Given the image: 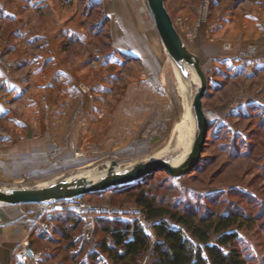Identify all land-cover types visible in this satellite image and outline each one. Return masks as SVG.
<instances>
[{
    "label": "rangeland",
    "instance_id": "1",
    "mask_svg": "<svg viewBox=\"0 0 264 264\" xmlns=\"http://www.w3.org/2000/svg\"><path fill=\"white\" fill-rule=\"evenodd\" d=\"M45 1L49 9L48 20L38 19V28L42 29L46 23L49 30L61 26L59 39L56 40L59 47L74 52L80 50L87 54V66L91 71L86 80L77 83V89L88 99L91 116L85 121L86 132L80 134L76 131L77 134L74 135L55 137V144L47 150L49 158L60 165L55 173L41 177L35 174L0 177V187L42 185L57 179L77 176V172L84 168H96L98 172L111 160L117 161L121 167H129L152 157L168 159L179 153L180 148L175 147L176 123L182 117L183 106L177 90L173 62L168 59L158 33L155 48L159 58L154 71L145 73V68L133 62L130 57L124 58L122 63L110 61L107 51L113 47V38L107 21L102 22V12L98 5L87 10L86 2L91 0ZM215 1L211 0L207 9H202L198 2L197 21L213 19V16L217 15H212ZM140 2L144 15L151 20L145 0ZM167 5L170 7V4ZM36 11L34 10L30 17L31 21L37 20ZM78 12L84 18L70 24L81 28L83 38L75 35L67 37V33H64V30H67L65 24H60L64 20L74 19ZM170 16L175 24V14ZM193 29L188 38L198 36ZM120 34L121 32L118 36ZM35 43L24 40L19 44L34 48ZM254 48L249 45L246 54L234 57L215 56L218 58L214 59L212 55H207L201 59V69L207 79L202 106L208 123L212 125L204 143H207V146L201 153V156L207 158L206 162L176 177L163 170H157L151 174L150 185L156 188L158 195L165 194L173 201L196 206L200 213L231 208L244 211L252 221H244L245 225L241 228L233 227L239 235L237 247L246 258V264H264V172H261L260 166L262 160L255 158L257 151H253V158L238 154L233 157L227 148L234 143H240L242 139V144L250 143L252 129L253 134L260 132L261 135L264 132V128L255 129V126H252L264 117V106L261 105L264 104V66L256 67L255 54L252 55ZM81 106L83 104H76V107ZM15 110L20 111L17 106ZM253 111H259L261 117H250L255 113ZM211 129L217 137L209 142L208 139H212L208 138ZM261 139L264 140V137ZM69 147L73 151L72 157L67 160L65 155L69 153ZM240 148L242 151L245 149ZM256 173L263 175L256 177ZM231 188H237L236 191L246 194H231ZM129 195L128 191L119 194L116 190H107L81 197L91 205L130 211L139 209ZM213 202L219 204L214 206ZM82 237L81 225L80 232L75 235L77 240L74 241H77V246L82 244L80 241L88 244L86 246L89 249L94 242L93 234L90 244ZM30 245L36 251H45L43 262L51 263L53 260L59 263L65 255L64 247L58 248L60 245L49 239L30 242Z\"/></svg>",
    "mask_w": 264,
    "mask_h": 264
},
{
    "label": "crops",
    "instance_id": "2",
    "mask_svg": "<svg viewBox=\"0 0 264 264\" xmlns=\"http://www.w3.org/2000/svg\"><path fill=\"white\" fill-rule=\"evenodd\" d=\"M93 2L112 34L113 47L107 51L110 61L122 63L130 57L145 73L153 72L159 58L157 30L144 15L140 0H91L86 2L88 9ZM198 2L164 0V5L170 15L175 14V28L201 64L204 56L243 55L253 45L256 67L264 66V0H216L212 15H217L202 22L196 18ZM34 10L37 20L31 21ZM48 11L45 0H0V177L55 173L60 165L47 155L55 137L86 132L85 121L91 116L88 99L77 89V83L91 71L87 54L59 47L61 26L49 30L46 23L38 28V19L48 20ZM83 18L78 12L74 19L61 22L67 37L83 38L81 28L70 24ZM192 28L198 36L188 38ZM24 40L35 41L34 48L21 46ZM78 103L83 106L76 107ZM72 151L69 147L67 160ZM38 207L37 203H0V264H17L15 251L25 236L32 243L48 239L50 231L39 237ZM42 253L40 264L55 262H43Z\"/></svg>",
    "mask_w": 264,
    "mask_h": 264
},
{
    "label": "trees",
    "instance_id": "3",
    "mask_svg": "<svg viewBox=\"0 0 264 264\" xmlns=\"http://www.w3.org/2000/svg\"><path fill=\"white\" fill-rule=\"evenodd\" d=\"M96 6L97 3L93 2L88 10ZM252 106L257 108L255 104ZM253 112L255 113H252L250 117H261L259 111ZM253 125L255 129L264 128V117ZM253 130L250 131L252 135L250 143L244 145L245 143L242 144L244 140L240 139V143H234L227 148L233 157L242 155L253 158V151H257V155L254 156L262 160L260 166L261 172H264V140L261 139L262 136L264 137V132L261 135L260 132L253 134ZM213 132L211 129L208 134V138H212L208 139L209 142L217 137ZM206 146L207 143L204 144L203 150ZM240 147L242 149L245 147L244 151L240 150ZM206 159L201 156L199 164L205 163ZM262 175L263 173L255 174L256 177H262ZM151 180L152 177L149 174L110 190H116L119 194L128 191L129 196L133 198L134 203L146 218L156 220L153 225L154 239L144 231L136 219L104 220L96 216L92 248L88 249L86 246L88 244H83L82 241H80L82 244L77 246V241L74 240H77L75 235L81 229V217L72 211L58 209L54 217L56 225L50 231L48 239L59 244L58 248L64 247L65 255L60 261L61 264H109L108 261L111 264H142L144 257L147 259L145 264H246V258L237 247L238 232L233 228H241L245 225L244 221H249V223L252 221L244 211L231 208L224 211L210 210L200 213V209L196 206L173 201L165 194L158 195L155 192L156 188L150 185ZM236 190L237 188H231L229 192L239 195L246 194ZM212 204L216 206L219 202ZM165 217L181 224L188 236L185 237L180 230L171 228L164 220ZM39 234L42 238L47 235V232L41 231ZM75 245L76 249L73 250ZM49 258H51L50 255ZM60 262L53 264H60Z\"/></svg>",
    "mask_w": 264,
    "mask_h": 264
},
{
    "label": "water",
    "instance_id": "4",
    "mask_svg": "<svg viewBox=\"0 0 264 264\" xmlns=\"http://www.w3.org/2000/svg\"><path fill=\"white\" fill-rule=\"evenodd\" d=\"M145 2L168 56L181 69H183L184 64L191 65L200 80V85L194 91L191 103L196 133L191 149L186 157L175 165L167 158L152 157L136 162L129 167H121L117 161L111 160L104 169L96 172L93 177L89 175H75L42 185L0 187V203L39 204L51 200L81 197L89 193L107 191L134 182L157 170H163L174 177L184 175L199 164L207 132L210 129V124L205 117L202 106V98L207 88V79L201 69L198 56L187 48L175 28L173 20L164 5V0H145ZM118 167H121V170H116Z\"/></svg>",
    "mask_w": 264,
    "mask_h": 264
},
{
    "label": "built area",
    "instance_id": "5",
    "mask_svg": "<svg viewBox=\"0 0 264 264\" xmlns=\"http://www.w3.org/2000/svg\"><path fill=\"white\" fill-rule=\"evenodd\" d=\"M211 0H199L202 9H207ZM37 227L41 231L49 232L55 227V211L58 209L72 211L79 215L82 219V236L87 241H91L92 234L95 228V217L100 216L104 220L119 219L131 220L136 219L143 227L144 231L154 239L153 225L156 220L147 219L145 214L140 209L133 211L111 208L103 205H91L85 202L82 197L66 198L60 200H51L39 203ZM164 220L173 229L180 230L186 237L188 233L186 229L179 223L165 217ZM17 264H40V259L43 255L42 251H36L29 242V238L25 236L18 244L16 251ZM142 263H146V257Z\"/></svg>",
    "mask_w": 264,
    "mask_h": 264
},
{
    "label": "bare ground",
    "instance_id": "6",
    "mask_svg": "<svg viewBox=\"0 0 264 264\" xmlns=\"http://www.w3.org/2000/svg\"><path fill=\"white\" fill-rule=\"evenodd\" d=\"M168 59L172 61L169 56ZM173 68L176 77L177 90L181 96V102L183 106L182 117L176 123L175 136V147L180 148L181 151L179 153H176L171 158H168V160L175 165L180 163L186 157L191 149L195 137L196 125L191 103L194 91L200 85V80L191 65L184 64L183 69H181L173 62ZM106 165H108V162L106 163ZM116 170H121V167L116 168ZM95 173L96 168H84L82 170H79V172H77V175H89L90 177H93L95 176Z\"/></svg>",
    "mask_w": 264,
    "mask_h": 264
}]
</instances>
